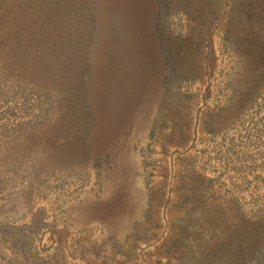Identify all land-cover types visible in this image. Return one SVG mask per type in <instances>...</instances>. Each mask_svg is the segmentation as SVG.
Returning a JSON list of instances; mask_svg holds the SVG:
<instances>
[{"label": "rangeland", "instance_id": "374dc122", "mask_svg": "<svg viewBox=\"0 0 264 264\" xmlns=\"http://www.w3.org/2000/svg\"><path fill=\"white\" fill-rule=\"evenodd\" d=\"M0 264H264V0H0Z\"/></svg>", "mask_w": 264, "mask_h": 264}]
</instances>
